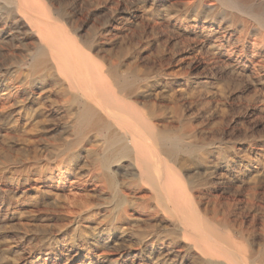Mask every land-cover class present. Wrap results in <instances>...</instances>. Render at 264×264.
<instances>
[{"label": "rangeland", "instance_id": "374dc122", "mask_svg": "<svg viewBox=\"0 0 264 264\" xmlns=\"http://www.w3.org/2000/svg\"><path fill=\"white\" fill-rule=\"evenodd\" d=\"M256 1L192 13L186 0H30L83 54L54 74L37 71L44 18L0 1V264H209L201 250L212 242L249 264L264 251V27L254 14L260 5L264 18V0ZM86 62L109 82L110 68L131 82L125 106L159 130L191 127L185 143L198 151L159 174L190 193L193 224L179 229L169 201L112 155L121 131L105 115L97 131L82 128L68 79ZM222 220L228 227L216 234Z\"/></svg>", "mask_w": 264, "mask_h": 264}, {"label": "bare ground", "instance_id": "6f19581e", "mask_svg": "<svg viewBox=\"0 0 264 264\" xmlns=\"http://www.w3.org/2000/svg\"><path fill=\"white\" fill-rule=\"evenodd\" d=\"M0 1H4L8 5L15 7L18 12L23 13L24 15H28V19H33V17L36 15H40L41 18H44V22L39 20L42 25L40 26V28L38 27L40 32V42L41 44H43V47L40 49L41 59L37 63L38 73L54 74L56 68L59 69L62 67H66L69 70L72 69V64L74 62L73 58L75 56L81 57L83 54H81V51L79 50L77 45H75L74 43L72 44L70 42V39H68V36L65 31L66 29L64 30L63 27L54 26L53 23L50 22V20L52 19L50 16V12H46L43 8H39L36 5L31 4L30 0ZM212 1L186 0V2H184V7L186 11H190L192 9V13H194V11L210 12L217 9L222 10V8H230L235 9L237 11H242L243 6L248 4L249 2H257L256 0ZM255 7L257 8V10L254 11V14L256 15L255 18L259 26L264 27V18L258 17V10L261 6L256 4ZM53 16L54 15H52V17ZM54 22H56V20H54ZM82 60L87 61L88 59L85 60L83 58ZM86 65L85 66L87 69H85V73L82 74V76L81 74L71 75L70 80L68 79V81L70 82V86L77 93V99L81 102L79 113L82 121V128L86 131L99 129L104 123L103 120L105 115V117H107L109 121H111L113 125L117 126L118 129L121 131V136H111V139H113L112 141H114L115 143H122L121 146H119L118 149L113 152L115 154L112 155L116 156V158L118 159H126V162L131 166V169H133L134 171L133 175H135L139 181L145 182L147 186H149L152 194L155 197H157L158 199L164 197L165 200L169 201V203L171 204V209L169 210L180 216V218L176 221V225L179 229H183L186 225H191V223L193 224V222L195 221L194 219L196 217V208L194 203L189 199L190 193L186 192L185 188L178 183V180L174 174L169 173V175H166L163 174L164 172L162 174H159V171L162 167L164 168V171L168 173V171H170V167H168L167 163L176 162L181 154L186 155L198 151L197 144L187 145L185 143L187 138L193 136V131L191 127L189 125H183V127H181L182 129L177 132V134H174L175 136L173 135L174 137L170 136V134L166 131L159 130V128H156V126L152 125L147 119L139 117V115L135 111L133 112L125 106L124 99L128 98L129 95L134 94V92L131 90V88L133 87L131 82H125V80L123 79L121 81L117 72L113 68H110L112 69V71H110L111 82H109L106 76V71L100 68H95L93 65L89 64V62H86ZM67 77L70 76L68 75ZM121 92L124 94H122ZM141 130L145 132V134L147 135V139L141 136ZM108 158L110 157H105V160H103V162L107 164ZM217 225L219 229L212 228V230L216 232V234L219 233L221 229L227 225V222L225 220H222L218 222ZM211 234L215 235V233L212 232ZM230 239H228L229 244L231 243ZM233 243L232 245L235 246L236 249V244L234 245ZM225 248H227V246ZM235 249L234 247L232 248V250ZM201 252L204 255H209L211 258H213V260L209 261V264H242L240 263V261H236L237 258H240L237 253H234L237 251L231 252L228 251V248L227 250L223 249V247L220 248L215 242H212L209 247L202 249ZM244 257L246 256L244 255ZM249 260V264H252L255 261H259L261 264H264V251L260 254L251 255L249 257Z\"/></svg>", "mask_w": 264, "mask_h": 264}]
</instances>
